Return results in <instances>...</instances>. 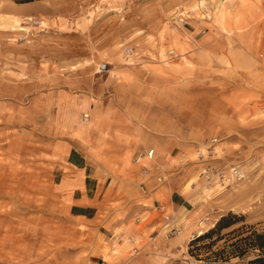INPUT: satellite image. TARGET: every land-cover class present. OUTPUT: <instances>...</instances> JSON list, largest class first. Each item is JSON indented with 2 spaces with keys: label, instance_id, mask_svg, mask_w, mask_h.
<instances>
[{
  "label": "rangeland",
  "instance_id": "obj_1",
  "mask_svg": "<svg viewBox=\"0 0 264 264\" xmlns=\"http://www.w3.org/2000/svg\"><path fill=\"white\" fill-rule=\"evenodd\" d=\"M0 6L7 7L0 10V211L15 199L29 200L34 210L45 198L52 208L51 192L41 187L51 177L40 171L51 156L77 148L100 171L132 135L142 138L139 119L156 116L176 144L171 178L187 200L141 212L119 185L111 201L109 191L101 192L96 217L74 226L77 264H109L110 235L125 242L130 264H235L213 252L250 226L264 230V0H0ZM10 15L19 26L6 23ZM34 18L35 27L28 23ZM179 138L190 140L182 148ZM23 167L29 169L17 172ZM229 214L236 218L220 234L194 240ZM61 218L64 240L70 220L64 212ZM5 225L2 241L14 236L12 224ZM115 247L116 256L127 257Z\"/></svg>",
  "mask_w": 264,
  "mask_h": 264
},
{
  "label": "crops",
  "instance_id": "obj_2",
  "mask_svg": "<svg viewBox=\"0 0 264 264\" xmlns=\"http://www.w3.org/2000/svg\"><path fill=\"white\" fill-rule=\"evenodd\" d=\"M122 120L126 124L128 123V118L124 117ZM137 123L142 138L138 132L132 135V139H129V143L125 145L118 157L105 158L108 164L101 165L100 171H96V166L93 162L91 163L89 156L77 148L71 147L64 155L51 156L53 160L49 161L48 166L41 168L40 171L42 170L41 174H48L51 177V181L43 182L44 185L41 187L51 192L49 196L53 199L50 204H53V207L46 208L47 201L44 198V200L38 201L45 204H32L35 209L30 210L29 200L15 199L10 210L0 211V264H77L78 232L77 228L74 230V226L79 223L83 224L85 221H92L96 217L101 209V205L98 204L101 201V192L109 191L110 201L111 198L116 199L118 193L115 195L113 191L115 185H119L118 188H121L124 195H127L126 201L128 200L137 208H141V212L144 207L151 209L156 205L160 207L161 211H164L165 208L171 209L173 206L184 205L187 199L179 191L180 188L177 187L174 179L171 178V171L175 168V161L179 156L174 150L176 145L174 140L165 137L167 133L162 129L165 120L154 116L143 120L139 119ZM81 129L82 126L78 125L77 130L83 133L84 130ZM137 138L141 139L136 141ZM179 139L182 140L180 144L182 148H184V143L188 144L187 141L190 140L189 138ZM213 141L216 140L213 138L210 142ZM150 148L154 149L151 158L144 157L139 162H135L139 153ZM202 154L203 152H199L198 156ZM126 155H128V161L125 163ZM25 169L29 168H16L17 172ZM103 174L116 176V180L97 177ZM147 174L148 176H144ZM143 176L144 179H142ZM115 211L113 210L109 214L112 220L114 219L118 223V217L121 215L116 216ZM62 212L70 220L68 222L70 231L68 236H64V240L61 226ZM127 219L129 218H126V223L129 221ZM17 222H24V226L17 227L15 225ZM46 222H53V226H46ZM6 223L12 224L9 229L16 236L9 237L10 240L14 239L12 245L10 242V247H6L9 239L4 238L2 241L3 237L1 236ZM92 229L95 230L94 227ZM132 231L128 233V237L132 235ZM128 237L126 239L132 246L134 237ZM19 240H21L22 246H15L16 242H20ZM106 243L110 248V252L106 253L109 264H130L133 262V258L127 256V252L124 250L122 251L125 249V242L116 243L110 235L107 237ZM116 244L127 257L114 254ZM134 250L137 251L136 248ZM64 255H69V259L63 257Z\"/></svg>",
  "mask_w": 264,
  "mask_h": 264
},
{
  "label": "trees",
  "instance_id": "obj_3",
  "mask_svg": "<svg viewBox=\"0 0 264 264\" xmlns=\"http://www.w3.org/2000/svg\"><path fill=\"white\" fill-rule=\"evenodd\" d=\"M17 3H25L33 0H14ZM231 218H236L234 214L222 216L213 229L198 236L195 241L209 238L213 233H218L229 227L233 222ZM241 227L229 233H236L241 231ZM220 236V238H223ZM234 240L226 244L222 249L213 252L214 255L219 256L223 260H229L231 257L237 259L235 264H264V230L259 231L250 226L247 230L237 233L233 236Z\"/></svg>",
  "mask_w": 264,
  "mask_h": 264
},
{
  "label": "built area",
  "instance_id": "obj_4",
  "mask_svg": "<svg viewBox=\"0 0 264 264\" xmlns=\"http://www.w3.org/2000/svg\"><path fill=\"white\" fill-rule=\"evenodd\" d=\"M28 23L35 27V26L39 25V20L35 19V18L34 19H29ZM23 24H25V23H23ZM153 153H154V149L153 148H150V149L146 150L145 152H141L135 158V162H139L144 157L151 158L153 156ZM230 171H231L233 176L239 177V171L235 167L230 168ZM164 216H165L166 219H169V215H164Z\"/></svg>",
  "mask_w": 264,
  "mask_h": 264
},
{
  "label": "bare ground",
  "instance_id": "obj_5",
  "mask_svg": "<svg viewBox=\"0 0 264 264\" xmlns=\"http://www.w3.org/2000/svg\"><path fill=\"white\" fill-rule=\"evenodd\" d=\"M7 7L6 6H0V10H6ZM2 16H4L3 14H1ZM3 20V19H1ZM4 20L6 21V23H8L9 25H11L12 27H16V26H19V20L13 16V15H10V16H7L6 18H4ZM25 20H28V19H25Z\"/></svg>",
  "mask_w": 264,
  "mask_h": 264
}]
</instances>
